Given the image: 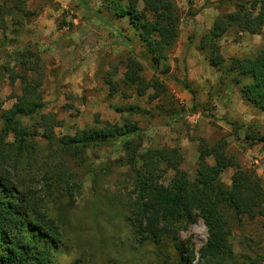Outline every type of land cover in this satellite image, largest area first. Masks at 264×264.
Masks as SVG:
<instances>
[{
	"label": "rangeland",
	"instance_id": "obj_1",
	"mask_svg": "<svg viewBox=\"0 0 264 264\" xmlns=\"http://www.w3.org/2000/svg\"><path fill=\"white\" fill-rule=\"evenodd\" d=\"M25 1L22 11L15 8L2 15L0 130L3 113L16 104L25 79L41 81L44 105L40 113L53 114L60 121L54 129L59 139L101 128L106 122L121 125L131 121L138 128L128 139L92 145L76 155L63 156L75 183L69 185L67 193L57 191V202L49 205L61 231L59 248L53 251L54 264H72L77 259L87 264H191V253L195 251L198 256L208 239L204 222L199 220L179 233L181 253L171 236L162 233L161 226L157 230L148 224L149 214L139 196L138 178L145 173L142 163L134 168L118 160L132 150L180 148L184 156L181 168L195 180L200 139L211 146L221 142L242 167L257 171L264 186V158L255 164L250 153L252 146L263 149L264 144L245 140L248 133L257 137L264 132L254 119L244 131L237 115L260 112L244 102L246 106L232 104L231 98L240 95L238 87L224 80L196 48L214 20L234 10L236 0H174L180 8V33L169 59L160 66L170 68L166 76L156 74L143 59L139 32L129 17H116L103 10L112 26L133 41L136 56L128 43L77 0ZM89 5L103 8L101 0H89ZM220 44L226 58L249 56L264 45V33L232 29ZM133 56L141 62L146 82L157 76L166 91L150 88L140 95L137 86L127 82L125 74ZM35 62L39 63V72L30 69ZM108 78L115 83V92L107 84ZM184 81L196 91V105ZM20 117L32 124L30 117ZM35 139L42 161L49 149L40 135ZM7 140L13 142V134ZM207 161L214 164L212 157ZM234 171V167L227 168L218 184L229 187ZM30 176L28 182L41 190L42 172L35 168ZM173 176L174 171L167 170L160 183L168 185ZM229 213L235 253L259 256L264 264L263 219ZM192 264H197V257Z\"/></svg>",
	"mask_w": 264,
	"mask_h": 264
},
{
	"label": "trees",
	"instance_id": "obj_2",
	"mask_svg": "<svg viewBox=\"0 0 264 264\" xmlns=\"http://www.w3.org/2000/svg\"><path fill=\"white\" fill-rule=\"evenodd\" d=\"M0 3V28L2 15L13 9L22 11L25 0ZM78 5L112 28L117 37L132 47L133 41L121 30L115 29L103 16V10L116 17H129L139 32L143 47V59L156 74L166 76L170 68L160 66L169 59L180 33V8L174 0H101L102 7L94 9L89 0H77ZM234 10L218 16L212 26L199 39L196 48L205 54L210 66L221 73L224 80L236 85L242 101L264 114V45L249 56L226 58L222 53L221 38L236 29L240 33H264V0H236ZM3 25V24H2ZM197 30L193 36L196 37ZM193 43V41L191 42ZM31 70L39 72V63H31ZM143 66L134 56L130 57L125 78L136 85L140 95L148 89L166 91L159 77L150 81L141 75ZM107 84L115 92V83L108 78ZM185 88L192 94L196 105V91L187 81ZM38 79H25L22 93L16 97L13 108L4 111L0 130V264H54L53 251L60 244L61 231L49 205L55 204L57 191L67 193L73 175L64 161V155H76L89 146H99L135 135V123L106 122L103 127L89 132L80 131L73 136L57 138L55 127L60 121L53 114L40 113L43 96ZM20 115L28 116L27 124ZM13 134L14 141L8 137ZM46 140L49 152L39 160L40 147L37 136ZM246 134L251 144H264V135ZM225 145L217 142L209 145L200 139L199 158L195 180L181 168L184 160L180 148H158L139 152L129 151L118 160L122 165L134 168L141 162L145 176L138 178L139 196L149 214L151 228L161 226L162 233L171 236L176 248L184 252L179 233L202 220L208 231V239L198 252L193 251L188 261L192 264H263L259 256L237 255L231 242V214L246 216L250 220L262 218L264 227V186L257 171L244 168L234 156H229ZM61 156V157H60ZM212 157L214 164L207 159ZM229 167H234L232 184L223 187L219 177ZM38 168L44 184L37 190L28 177ZM167 170L174 176L168 185L160 183ZM38 171V170H37ZM75 183V182H74ZM72 264H87L77 259Z\"/></svg>",
	"mask_w": 264,
	"mask_h": 264
},
{
	"label": "crops",
	"instance_id": "obj_3",
	"mask_svg": "<svg viewBox=\"0 0 264 264\" xmlns=\"http://www.w3.org/2000/svg\"><path fill=\"white\" fill-rule=\"evenodd\" d=\"M237 96L231 98L232 102H234L232 104L236 103L237 106H239V105L246 106L243 103L240 95H237ZM246 109H248V107H246ZM249 109H248V111H249ZM237 115L241 118L242 123L244 124V131L248 130L250 122L254 119V120H257L259 122L261 131L264 132V114L260 113L259 115H257V114H253V112L251 111V113H249V114L246 113L245 115H242V114H237ZM240 137L243 138V135H241ZM245 137H246V135H245ZM250 153H251V158L255 164H259L264 158V148L262 149V148H260V146H257V147L252 146L250 149Z\"/></svg>",
	"mask_w": 264,
	"mask_h": 264
}]
</instances>
